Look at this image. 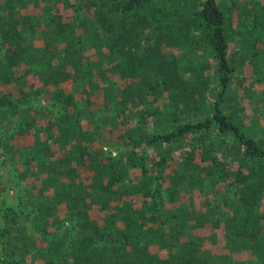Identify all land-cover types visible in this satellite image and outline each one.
I'll use <instances>...</instances> for the list:
<instances>
[{"label": "trees", "instance_id": "16d2710c", "mask_svg": "<svg viewBox=\"0 0 264 264\" xmlns=\"http://www.w3.org/2000/svg\"><path fill=\"white\" fill-rule=\"evenodd\" d=\"M0 94V264H264V2L0 0Z\"/></svg>", "mask_w": 264, "mask_h": 264}, {"label": "rangeland", "instance_id": "374dc122", "mask_svg": "<svg viewBox=\"0 0 264 264\" xmlns=\"http://www.w3.org/2000/svg\"><path fill=\"white\" fill-rule=\"evenodd\" d=\"M223 4L226 6H233L235 2L241 3L243 0H220ZM262 3L264 0H259ZM237 38L234 40L235 43H237ZM236 47L238 45L234 44ZM1 97V94H0ZM1 100V98H0ZM32 106L34 107H46L48 106L47 102H44L43 100H36L32 103ZM52 110H57L56 107H51ZM0 110L6 111L9 110L7 107L2 108L0 104ZM249 114L252 115V111L248 110ZM2 114L0 113V182L3 184L6 188L4 192H0V208H3L5 206H15L18 201V197H20L22 194V190L26 187L25 182L19 183L18 182V175L17 168H20L19 162H16L13 164V162L17 159V153L16 150L12 148L11 143L6 144V141H4L6 138H8L11 133L12 129L15 126V119L12 117L10 111L7 113V116L5 119H2ZM261 123L264 119H260ZM106 144V143H105ZM105 146V145H104ZM108 149V148H107ZM116 150H112V154H116ZM19 183V184H18ZM2 213H0V226L2 225ZM1 250V245H0Z\"/></svg>", "mask_w": 264, "mask_h": 264}, {"label": "crops", "instance_id": "0c3cea01", "mask_svg": "<svg viewBox=\"0 0 264 264\" xmlns=\"http://www.w3.org/2000/svg\"><path fill=\"white\" fill-rule=\"evenodd\" d=\"M1 183V182H0Z\"/></svg>", "mask_w": 264, "mask_h": 264}]
</instances>
